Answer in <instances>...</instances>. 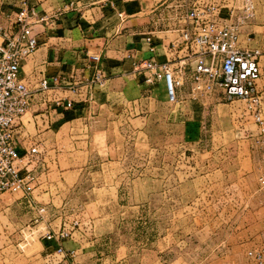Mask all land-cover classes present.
Returning <instances> with one entry per match:
<instances>
[{
	"label": "crops",
	"instance_id": "0c3cea01",
	"mask_svg": "<svg viewBox=\"0 0 264 264\" xmlns=\"http://www.w3.org/2000/svg\"><path fill=\"white\" fill-rule=\"evenodd\" d=\"M26 1L39 14L48 16L45 21L33 23L38 46L20 65L21 75L32 87H36L42 77L53 74L63 77L72 76L83 83L96 68L100 69L105 77L104 85L96 86L91 97L87 96L84 86L78 94L64 88H52L43 93L37 90L33 92L32 103L35 113L23 115V124L16 131V143L17 145L38 144L40 152L34 171L36 189L41 188L39 194L43 192L53 195L51 193L53 189L72 191L85 188L115 190L116 195L119 196L120 191L130 187L124 181V176L136 171L137 178L152 180L154 194L160 196L155 198L153 203L147 198L140 199L137 204L139 211L141 210L139 217L143 216L146 206L151 203L156 207L155 210L162 206L178 205V201L172 196L165 198L166 191L169 192L174 185L166 175L167 171L163 169L168 165L164 162L163 153L161 154L163 145L157 144L153 133H150L147 127L149 121L156 119V111L160 109V104H163L160 98L168 101L166 91L162 80L147 85L144 82L143 72L134 70L133 61L148 58L153 54L158 59L173 57L170 42L178 35L175 27L183 24L184 3H179L180 0ZM19 6L20 0H0V26L3 25L8 31L16 29V25H13L11 20ZM262 26L264 24L259 23L256 16L253 21L242 25L241 36H249V43L259 46L263 51L261 58L263 75L259 81V88L262 91L264 105V30L259 29ZM147 33L152 34L155 42L154 53L147 49L144 40ZM0 39H2L1 34ZM92 53H99L101 56V59L93 64L89 58ZM187 91V86L184 89L177 88L176 102H179L183 95L187 96V100L182 103L180 109L172 108L167 118L169 120L178 118L179 122H185L186 125L187 123H191L192 126L200 125L203 115L198 118L197 114L200 112L205 114L206 108L193 105L188 100ZM54 99H72L74 107L68 109L56 105ZM236 101L241 102V107L227 109L226 115L231 122H238L239 126H242L236 133L249 144L245 158L252 163L257 161L258 157L261 162L260 150L253 144L252 139L257 132V125L247 120L249 115L252 120L253 117L246 108L245 101L241 99ZM174 110L175 113L172 115ZM186 112H190L191 115L186 117L184 115ZM136 114L137 116H134ZM136 118L140 120V124H133L137 127V134H126V130L122 129L123 126L129 125V122L133 123V119ZM233 125L235 126V123ZM189 135L194 141L199 140L198 136L192 133L187 134L184 139L189 140ZM162 138L165 142L174 141L171 134H163ZM205 153L192 152V155H185L183 150L181 156L180 154L177 157L170 156L169 175H172V171L177 172V163L181 158L183 160L185 157L187 161ZM132 159L136 162H131ZM207 161L208 159H203L199 162L201 168ZM151 167L153 173H150ZM262 167L264 168V164ZM201 171L202 176L204 172ZM256 175H258L257 171ZM88 180L89 183L84 185ZM33 197L32 201L18 197L19 201L10 203V207L16 208L20 204L28 208L25 223L36 221L33 227L36 235L39 236L40 246L37 251L29 247L28 253L31 256L40 255L41 264H92L91 256L95 252L91 247H85L82 239L78 240L75 234L87 235L81 230H74L70 237L62 241L67 251L72 250V254L66 256L55 253L54 242H46L42 237L46 231L56 229L70 221V215L66 210L69 202H63V199L59 203H54L51 199L44 202ZM99 202V199H92L81 203L79 215L82 213L81 224L86 228L99 219L96 217L97 214L100 215V213L92 215L88 211V206H92L97 212ZM104 202L107 203L109 200ZM42 205L44 210L39 212ZM105 215L109 216V214ZM22 232V235L27 234L30 239L34 237L30 235L33 229L27 233ZM89 235L85 237H90L92 240L87 243H94L97 234L93 231ZM146 249L154 253L153 248ZM117 250H120V247L115 249L116 253ZM114 256L115 254H111L110 262L122 264L124 258L118 262L117 257ZM217 259L219 264H226L225 257L224 260L222 256H218ZM253 259L236 261L235 264H254ZM137 264L147 263L139 261Z\"/></svg>",
	"mask_w": 264,
	"mask_h": 264
},
{
	"label": "rangeland",
	"instance_id": "374dc122",
	"mask_svg": "<svg viewBox=\"0 0 264 264\" xmlns=\"http://www.w3.org/2000/svg\"><path fill=\"white\" fill-rule=\"evenodd\" d=\"M185 1L180 0L179 3ZM255 4L257 20L263 25L264 0H255ZM182 8L185 9L186 5ZM259 29L264 30V26ZM186 86L189 90V84L184 80L180 87L184 89ZM179 100L168 102L160 98L163 104L156 111V119L149 121L147 126L157 144L163 145L161 154L165 157L163 161L168 163L163 169L174 185L173 189L166 191L165 198L172 196L178 201V205L162 206L155 210L152 203L160 196L154 194L152 180L137 178L136 171L124 176V181L130 187L120 191L119 196L115 190L85 188L72 191L53 189V195L43 192L39 194L41 188L36 189V185L34 186L31 199L34 195L33 199L44 202L50 199L54 203H59L61 199L69 202L66 209L70 215L69 220H78L73 230H81L83 234H87L83 236L75 233L76 237L78 240L82 239L85 247H91L95 252L91 256L92 264H116L110 262L111 254H115L118 262L124 258L122 264H137L139 261L147 264H219L218 256H222L223 260L225 257L226 264H235L236 261L253 259L247 251H264V188L259 185L256 175V171L257 174L264 173L263 163L258 157L252 163L245 158L249 144L236 133L242 126L238 122H231L226 115L227 109L239 108L241 102L224 98L219 89L202 98L188 97L193 105L206 108L205 114H197L198 118L203 115L200 125L192 126L191 123L186 125L185 122H179L178 118H167L172 108L182 107L187 96L183 95ZM174 113L175 110L172 115ZM184 115L187 117L191 113L186 112ZM249 116L247 120L253 123ZM129 123L123 126V131L126 130V134H137V127L133 124H140L139 118ZM191 133L197 135L199 140L194 141L190 135L189 140L184 139ZM163 134H171L174 141L165 142ZM183 150L185 155H192V152L206 153L187 161L185 157L183 160L180 157L177 172L172 171V175H169L170 156H181ZM203 159L208 161L201 168L199 162ZM201 170L204 172L202 176ZM150 173H153L152 167ZM88 183L89 180L84 185ZM18 197L23 199L20 193H0V264H41L40 255L31 256L27 250L31 247L33 251H37L40 246L39 236L33 227L36 221L25 223L26 206L19 204L16 208L10 207L11 202L19 201ZM145 198L152 203L146 206L143 216L139 217L141 210L139 211L137 204L140 199ZM92 199L100 200L98 210L95 212L92 206H88V211L92 215H100L97 214L99 219L86 228L81 224L82 213L79 215V212L81 203ZM108 200L109 202H104ZM32 229L33 233L30 235H34L33 238L30 239L27 234L22 235V231L27 233ZM93 231L97 234V240L87 243L92 238L85 236H90ZM26 240L30 242L27 243ZM118 247L120 250L116 253L115 249ZM146 248H153L154 253Z\"/></svg>",
	"mask_w": 264,
	"mask_h": 264
},
{
	"label": "built area",
	"instance_id": "2783aa9c",
	"mask_svg": "<svg viewBox=\"0 0 264 264\" xmlns=\"http://www.w3.org/2000/svg\"><path fill=\"white\" fill-rule=\"evenodd\" d=\"M184 5L183 24L175 27L178 35L170 42L173 57L158 59L153 54L133 61L134 70L143 72L147 85L162 80L170 102L178 100L177 88L184 80L189 84L190 98H202L219 89L228 100H244L257 125L252 139L264 164V105L259 88L263 75V51L249 43V36H241L242 25L256 17L255 0H186ZM47 19V15L39 14L26 0H20L11 20L16 29L8 31L0 26V193H20L30 201L36 181L34 168L40 151L37 143L17 145L16 131L23 124L24 114L35 113L33 92L64 88L78 94L84 86L87 96L91 97L96 86L105 82L103 72L96 68L83 83L72 76L53 74L42 77L36 87L30 85L21 75L20 65L38 46L33 23ZM144 40L147 49L154 53L152 34L147 33ZM89 58L93 64L101 56L92 53ZM54 103L68 109L74 107L72 99H54ZM257 181L264 188V173H258ZM43 210L42 205L39 212ZM77 224V219L65 222L46 231L42 237L46 242H54L55 253L70 255L72 250L67 251L62 241L72 235ZM248 254L254 258L255 264H264L263 250L248 251Z\"/></svg>",
	"mask_w": 264,
	"mask_h": 264
}]
</instances>
